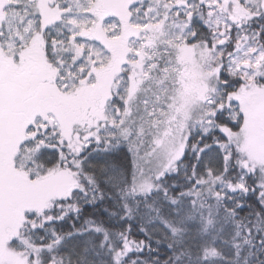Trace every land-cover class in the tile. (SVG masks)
Returning a JSON list of instances; mask_svg holds the SVG:
<instances>
[{
  "label": "snow or ice",
  "instance_id": "1",
  "mask_svg": "<svg viewBox=\"0 0 264 264\" xmlns=\"http://www.w3.org/2000/svg\"><path fill=\"white\" fill-rule=\"evenodd\" d=\"M0 264H264V0H0Z\"/></svg>",
  "mask_w": 264,
  "mask_h": 264
}]
</instances>
